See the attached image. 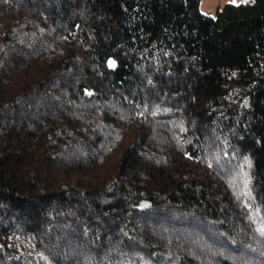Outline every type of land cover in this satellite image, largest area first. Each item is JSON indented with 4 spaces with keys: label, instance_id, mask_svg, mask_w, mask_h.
<instances>
[{
    "label": "trees",
    "instance_id": "trees-1",
    "mask_svg": "<svg viewBox=\"0 0 264 264\" xmlns=\"http://www.w3.org/2000/svg\"><path fill=\"white\" fill-rule=\"evenodd\" d=\"M201 1L0 0V264H264V0Z\"/></svg>",
    "mask_w": 264,
    "mask_h": 264
},
{
    "label": "rangeland",
    "instance_id": "rangeland-1",
    "mask_svg": "<svg viewBox=\"0 0 264 264\" xmlns=\"http://www.w3.org/2000/svg\"><path fill=\"white\" fill-rule=\"evenodd\" d=\"M251 1L252 0H202L200 9L203 13L215 16L217 13V8L219 6H223L228 2L239 4V3H248Z\"/></svg>",
    "mask_w": 264,
    "mask_h": 264
},
{
    "label": "snow or ice",
    "instance_id": "snow-or-ice-1",
    "mask_svg": "<svg viewBox=\"0 0 264 264\" xmlns=\"http://www.w3.org/2000/svg\"><path fill=\"white\" fill-rule=\"evenodd\" d=\"M110 65L114 66L115 62L114 61H109Z\"/></svg>",
    "mask_w": 264,
    "mask_h": 264
}]
</instances>
